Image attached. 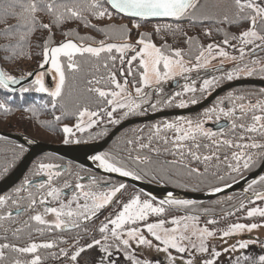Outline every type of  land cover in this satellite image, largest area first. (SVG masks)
I'll use <instances>...</instances> for the list:
<instances>
[{
  "label": "trees",
  "instance_id": "16d2710c",
  "mask_svg": "<svg viewBox=\"0 0 264 264\" xmlns=\"http://www.w3.org/2000/svg\"><path fill=\"white\" fill-rule=\"evenodd\" d=\"M8 0H0V67L2 71H5L9 75L14 77H25L29 73L36 72L41 69V64L44 62L43 58V47L46 40L50 41L49 46H58L62 42L72 40L77 44L99 46L98 42L103 40L105 43H129L134 47L136 40L139 38L141 33L148 34L151 42L157 47H161L166 54H171L172 49H180L185 55L189 43H185L187 37H191L192 40L197 42L195 46V52L191 53L190 57L195 58L199 55V52L206 48L207 45L225 46L222 41L225 38L231 40L232 36H237L236 28H241L243 24H225L217 23L216 20H206L203 23L191 22L188 19L181 21L172 20H155V21H140L139 28H133V20L125 18L119 14L114 15L112 18L94 19L89 16V21L96 26V29L101 28H118L123 25L126 26L130 31L126 33L127 39L122 38L118 33L110 32L108 36L104 33L94 30L93 28L86 27L79 20H70L62 23L60 26L52 25L50 30L44 29L39 25L30 33L26 28L19 30L13 29L9 34H4L3 30L7 25H16L20 23L17 18L6 17L5 10ZM19 13L20 9L17 7L14 10ZM37 17L41 23H51V17L46 13H37ZM163 26L164 24H172L173 29L179 26V31L168 32L161 30L159 34L155 32L156 25ZM245 24V23H244ZM210 31V35L205 34V30ZM27 33V34H26ZM66 33H71L65 35ZM233 33V35H232ZM232 35V36H231ZM23 36V39L21 38ZM229 36H231L229 38ZM80 37H87L88 39L81 40ZM235 43L237 40H232ZM167 45V47H165ZM138 50V49H137ZM135 53L132 50H128L125 55L127 58H131ZM112 56L117 57L115 64L111 60H108V54L102 53L99 58L92 57L90 54H84L81 56L77 54L73 59L79 64L78 71H70L67 69L68 59L61 56L60 61L65 72L66 82L62 89L61 97L57 98L56 108L52 107V98L47 92L39 93L35 91V85L31 82L24 86L29 88L28 92H21L20 89L15 92H9L0 86V103L6 105L9 111L5 112L0 109V131L10 134H18L30 139L48 143V144H63L65 134L62 129L65 126L72 128L78 123L80 119L78 116L79 111L84 108H88L91 111H98L100 107H105L108 111L111 110L112 106H107L106 103H100V98L94 92H88L89 87H100L103 90H116L107 77L109 72H115L117 80L123 84L124 77L120 74V69L123 67L125 74L129 66L127 63L121 65L119 60V53L113 50ZM183 55V56H184ZM107 61L108 68L103 65ZM139 59L133 61L132 70L134 75L128 76L129 81L127 85V92L131 93L133 97L136 96L133 82H136V86H141L138 82L140 79L139 73L143 69L138 68ZM45 66V64H44ZM43 66V67H44ZM225 71L223 67L218 70H211V72ZM206 70H202L197 73L198 76H204ZM99 85L87 83L88 80L93 78L100 79ZM43 79V77H42ZM35 80V79H34ZM33 80V81H34ZM44 86L52 91L55 86L51 87L43 80ZM183 83V81H182ZM182 83L178 87H182ZM200 83L197 82L196 85ZM177 87V86H176ZM178 90H175V86H163L161 84L156 87L144 88L143 92L146 95L143 100L138 101L141 103V108L137 110L136 114H129L125 116L127 109H117L111 120L118 121L117 123L110 122V118L105 113H99L98 117H93L98 122L90 127L89 129L79 132L72 131L71 139L78 140L79 142L85 141H101L103 140L111 130H113L118 124L136 116L148 115L159 111L176 110L185 108L191 105L192 100L190 98L191 92H185L181 90L180 95L177 96ZM197 99L200 100L203 97V93L197 94ZM146 101V102H144ZM183 101L185 107H179L180 102ZM155 105V107H153ZM34 109L35 111H33ZM59 116L60 119L56 120L55 117ZM188 118V116L180 117ZM178 119V117H167L159 118L152 122L134 124L126 127L109 143V145L103 151V154H107L109 157L120 161L126 168L134 171L140 180L145 182L170 187L173 189L188 191L194 193L205 192L212 190L222 185L231 183L244 175H228L226 173L211 172L214 167L224 169V164H214V167L207 169L213 163V160H204L203 149L196 150L195 153L201 158L199 161L194 160L195 169L197 172H192L193 159L188 154V145L191 140L182 141L183 148L177 149L173 145V139L171 138V129H165L164 123L166 121ZM175 121V120H174ZM155 126V127H154ZM156 127L160 128V131L156 132ZM164 138H167V143L164 142ZM131 141L132 143H129ZM70 144V143H68ZM146 144L148 147L141 148L140 145ZM247 144V143H245ZM257 144L264 145V142H257ZM251 148L243 149L244 153L249 152ZM26 148L23 145L15 142L0 138V180L8 175L18 164L26 152ZM183 153V156L181 155ZM175 153V154H174ZM139 156L141 159L137 161L135 157ZM254 161L252 170L258 168L264 158V147L258 148V152L253 155ZM58 164L62 161L52 155H42L33 160L30 164L29 169L26 171L23 178L8 192L1 196L8 197L6 204L0 207V215H7L8 212L12 213V219L0 221V243H13L19 246H26L27 243L36 242L43 243L47 241H55L56 247L53 249H39L38 254L41 256V264H69L68 260L55 259L51 253L58 252L60 247H64L66 243V250L71 254L75 248L73 247L76 241H79L77 247L82 246L92 240L101 239L104 237L98 231L100 225L108 218L115 216L121 205L117 202L114 205L102 210L98 215L90 221H84L78 228H73L69 231H47L38 232L35 229L41 228L35 221H29L30 227H25L24 231L19 234V237H14L12 230L17 226H23V222L28 220L31 215L43 212V206H37L35 211L24 213L20 216L16 215V208L20 207L23 209L28 204V193L31 192L37 198L42 195L37 190L35 185L41 182H47L46 175L39 174L37 166L39 163ZM80 168V167H79ZM56 172L59 175L53 178L51 185L53 187L61 188V185L68 180H73L72 183L76 182L78 176L81 175L80 171H73L70 168L65 170L56 168ZM70 174L73 178L69 177ZM264 175V173L262 174ZM39 176V177H38ZM38 177V178H37ZM37 178L38 182L34 181ZM107 179L113 183H123L112 178L99 175L98 179ZM237 178V179H236ZM32 182V185L28 187V190L17 195L15 189L21 187L25 180ZM81 180V179H80ZM80 181V182H87ZM91 181H93L91 179ZM125 184V183H124ZM125 188L121 192V197H126V201L133 196L140 194L141 197L153 201L159 206L158 201L147 197L141 192L134 190L131 186L125 184ZM65 188H62L63 190ZM264 190V184L257 183L252 189L248 190L249 194L254 192H260ZM126 194L123 196V194ZM69 196V195H68ZM68 196H63L67 198ZM12 199L19 201L18 205L11 203ZM49 199V198H48ZM254 198H247L245 194H228L210 200L208 202H193L188 206H176V205H164L165 212L156 216V220L164 219L168 220L175 214H184L190 216H198L199 221L205 224L210 230L215 233H222L223 230L227 229L230 224L243 223V224H264V218L258 215L252 218H248L246 213L251 207L264 208V201H256L254 204L250 203V200ZM241 203L244 204V208L241 209ZM113 204V203H112ZM48 206H51L49 203ZM108 209V210H107ZM107 210V211H106ZM202 211V212H201ZM208 220H214L215 223L208 224ZM170 225V224H168ZM7 229V232H5ZM5 235L7 240L4 239ZM9 257L8 260L4 261L3 264H10L12 258L17 257L16 253H6ZM21 260L31 259V254L19 256Z\"/></svg>",
  "mask_w": 264,
  "mask_h": 264
},
{
  "label": "snow or ice",
  "instance_id": "6c2138e0",
  "mask_svg": "<svg viewBox=\"0 0 264 264\" xmlns=\"http://www.w3.org/2000/svg\"><path fill=\"white\" fill-rule=\"evenodd\" d=\"M19 8V13L14 10ZM208 5L204 0H8L5 10L6 17L17 18L20 23L16 25H7L3 30L4 34H9L13 29L19 30L21 28H26L30 33L33 31L37 25L44 29L50 30L51 26L54 24L60 26L62 23L70 20H79L84 26L93 28L99 32L108 36L110 32L118 33L122 38L127 39L126 33L130 30L126 26H119L118 28H101L96 29V26L89 21V16L94 19L100 20L104 18H112L116 14H122L124 17L132 19L133 28L140 27V21H149L152 18H162L170 19L172 21H181L188 19L191 22H200L203 23L206 20L214 19V15L208 12ZM231 17L229 14L225 13L222 18L216 20L217 23L225 24H244L247 23V29L241 31L239 36H232L231 40H238L241 47L237 49L239 51V58L236 56H229V53L224 50L219 44L207 45L206 48L202 49L199 52V55L195 57V64L189 62L188 67L185 66L183 59V52L180 49H172L171 54H166L161 47H157L154 43L151 42L150 36L145 33H141L139 38L135 42V47L127 42L116 44V43H105L101 40L98 42L99 46H91L84 44H77L72 40H67L66 42L60 43L58 46L50 47V41L46 40L43 47V58L44 62L41 64V67L44 64L51 62L52 69L55 70L56 75L58 76V81L55 84V89L49 91L44 86L43 82V73L37 75V78L32 82L36 87L35 91L39 93L47 92L48 95L52 98V107L56 108L57 98L61 97L62 89L66 82V76L64 69L62 67L60 57H66L68 59L67 69L70 71H78L79 64L73 59L77 54L83 56L84 54H90L92 57L99 58L102 53L108 54V60L115 64L117 57L112 56L113 50L116 53H119V60L121 65L127 63L129 66L127 73L125 74L123 67L120 69L121 76L124 77V83L121 84L117 78L115 72H109L107 80L114 85L116 90H103L100 87H89L88 92H94L100 98V103H106L107 106H112L111 110L108 111L105 107H100L98 111H91L88 108H84L79 111L78 116L81 120L85 116L89 118L87 127H92L98 121L92 119L93 117H98L99 113H105L110 118V122L117 123L118 121L111 120L113 113L119 109H127L125 116L129 114H136L137 110L141 108V103L138 101L143 100V97L146 93L143 92V86L151 85L155 82L157 85L163 80L170 79L177 74L187 73L192 70H198L207 66L210 62L209 58L216 59L217 57L224 59H231L236 61L239 59L243 61L246 54H254L257 50L264 51V0H231L230 5ZM37 13H46L50 16L51 23H41L37 17ZM199 13V16L197 15ZM172 32L179 31V26L173 29L172 24L156 25L155 32L159 34L161 30ZM27 34V33H26ZM71 33H66L69 35ZM206 35H210L209 30H205ZM185 43H191L192 38L187 37ZM23 39V36L21 37ZM79 39L84 40L88 39L87 37H80ZM222 44L228 45L236 49L235 44H231L228 38H225L222 41ZM251 46V47H249ZM167 47V45H165ZM138 49V50H137ZM128 50H132L135 54L131 58H127L125 53ZM207 53V55H206ZM139 59V69H143L139 73L140 79L139 84L141 86H136V82H133V87L135 89L136 96L133 97L131 93L127 94V85L129 83L127 77L133 76L132 64L133 61ZM162 65V69L161 66ZM105 68H108V63L105 61ZM179 68V73L175 69ZM218 70V69H217ZM264 70V69H262ZM240 71H245L247 75L253 74V69L245 68L241 69L239 66L236 67L235 72L239 73ZM29 76L33 73H29ZM187 78V77H185ZM234 78V73L232 71L228 72L227 79L232 80ZM100 79L93 78L88 80L89 85L101 83ZM20 81L14 76L9 75L5 71H0V86H3L4 89L8 91H14L10 89L9 85L18 84ZM216 83L215 78L204 79L201 85L200 90L205 91L212 85ZM30 89L22 87L21 92H28ZM185 92H195V87H184ZM177 96L180 93H176ZM146 102V101H144ZM196 101L193 100L192 103ZM179 107H185L183 101L178 105ZM155 107V105H153ZM241 111L244 109V105L240 106ZM260 108L261 112H264V107H261L259 104L250 105V110ZM0 109H3L5 112L9 111L5 104L0 103ZM35 111L34 109H32ZM212 111H215L213 109ZM220 112L224 116H231L232 110L224 111L220 109ZM219 118V117H217ZM56 120H59L60 117H55ZM253 124L245 129L248 132H256V125L259 124L261 129H264V115H253L252 116ZM187 129H182L176 124L166 123L164 125L165 129H175L176 135L173 139V145L178 150L183 148L184 145L180 142L196 140L197 134L211 137L214 134L210 131H205L200 122L193 124V121H186ZM79 131H83L84 127L81 123H77L75 126ZM155 127V126H154ZM235 127V125H233ZM243 128L244 126L241 125ZM65 134L64 143H79L78 140H72V128L65 126L62 129ZM160 131L159 127H156V132ZM182 133V134H181ZM244 139V137H241ZM164 142L167 143V138H164ZM129 143H132L129 141ZM225 143H229L225 141ZM196 148H199L200 145L195 143L193 145ZM231 146V145H230ZM141 148L148 147L146 144L140 145ZM237 148L245 149L252 148L258 149L264 147L257 143L251 144H237ZM175 154V153H174ZM188 154L192 156L194 160L199 161L201 158L191 149H188ZM183 156V153L181 152ZM243 158V168L246 170H251L253 165L251 155H246L241 152L240 155L233 153V159L237 161V166L232 168L233 171H239L240 165L239 161ZM137 161L141 158L139 156L135 157ZM204 160L211 159L209 156H205ZM92 160L98 162V167L102 168L108 173H117L122 177H132L133 179H140L134 171L126 168L120 161L115 160L109 157L107 154H99L92 157ZM59 166L52 164L41 163L38 166L39 175L44 170L48 171L47 182H41L35 187L42 195L37 198L31 192L28 193V204L26 207L21 209L20 207L16 208V215L20 216L24 213L35 211L36 207L43 206V213H36L31 215L28 220L23 222V226H17L12 230L14 237H19V234L24 231L25 227H30L29 221H35L37 224L44 226L41 228H36L38 232H44L45 230L51 232L55 230L63 231L67 228H78L80 227V222L90 221L95 218L98 213L107 207H110L112 203H119L121 207L118 212L115 214L114 218H108L106 222L102 223L98 231L102 236L106 233H111L112 239L117 242L118 247H123L126 252V258L131 261V264H149L148 260H138L132 255H127V250L131 242H135L138 245L147 246L149 248L155 247L157 251L169 253L168 260L169 264H176V258L170 252V250H175L176 253L184 254L189 253L192 249H195L196 252L201 254L208 253L210 258L194 261L193 259H187L185 264H217L216 257L220 256V252L215 249L209 250V247L206 244V241L210 237L215 236V232L210 230L208 227H197L195 221L199 220L198 216H185V217H172L170 220L158 219L156 222H148L150 215H159L165 212L164 205H176V206H188L193 204V201L190 200H179L174 199L172 194H168V198L161 200L159 206H154V203L148 199L141 200V195L137 194L132 198L128 199L127 202L117 201V197L121 194L122 190L126 187L124 183L118 185H113L109 188L108 191H96L93 187H89L87 190L85 186L77 182L74 186L72 196L65 203L61 200L62 190L58 187H53L51 181L53 180L52 169L58 168ZM231 168L232 166L229 165ZM192 172H197L198 170L193 168ZM55 175H59V172H56ZM257 183L264 184V175L258 177V179L252 180L248 184V188L252 189ZM93 185H96V181H92ZM32 185V182L25 180L21 187L15 189V193L19 195L22 192L28 190V187ZM230 186V185H226ZM73 186L65 182L64 188L71 189ZM213 192L222 191L221 188L212 189ZM254 199L250 200V203H255L256 201H264V193L254 192ZM59 201V206H48L49 200ZM10 199L5 196H0V207L4 206L7 200ZM83 201L81 203L80 201ZM11 203L13 205H18L19 201L12 199ZM73 205H75L73 207ZM240 208H244V204L241 203ZM47 214L54 216V220H46L44 217ZM264 218V208L261 207H251L248 209L246 216L252 218L255 216ZM12 219V213L8 212L7 215H0V221ZM139 222H143V228L146 229L147 233L150 234L157 244H153V241L148 239L141 231ZM193 222V223H189ZM208 224L215 223L214 220H208ZM166 224H171L173 227H166ZM111 225V228L109 227ZM258 227H264V225H258L256 223L243 224V223H233L230 224L227 229L222 231V238L232 237L237 233L244 231L252 232ZM191 228V233L189 234V229ZM7 232V229H5ZM193 237L199 240V243L196 244L193 242ZM7 240V236L4 237ZM104 239L107 240V237L104 236ZM185 241L188 243L185 244ZM250 243L254 241H245L240 240L230 246L232 252H236L237 249L243 250L248 248ZM79 241H76L73 245L75 250L70 254L65 247H60L58 252H53L51 255L57 259L68 260L69 264H79V258L83 253H86L88 249H94L95 246L101 245L100 240H94L92 243L86 244L84 246L77 247ZM190 245V247H189ZM55 241H47L43 243L30 242L26 246H19L13 243H0V264H3L4 261L8 260L9 257L6 253H16L17 257L11 259L10 264H41V256L38 254V250L43 249H53L55 248ZM112 247L110 244H105L100 248V251L107 254V259H111V252L109 249ZM227 250V249H226ZM26 254H31V259L21 260L19 256H24ZM103 264V261L101 262ZM234 264H264V255H259L258 257H249V256H238Z\"/></svg>",
  "mask_w": 264,
  "mask_h": 264
},
{
  "label": "rangeland",
  "instance_id": "374dc122",
  "mask_svg": "<svg viewBox=\"0 0 264 264\" xmlns=\"http://www.w3.org/2000/svg\"><path fill=\"white\" fill-rule=\"evenodd\" d=\"M204 2L209 6L208 12L210 14L214 15V19L222 18V16L225 13L229 14V16L231 17V11H230L231 0H204ZM197 15L199 16V13ZM247 27H248V24L245 23L241 26V28H239V27L236 28L235 31L238 32L237 36H239L241 31L247 29ZM232 35H233V33H232ZM231 36H229V38ZM230 43L235 44L236 49H234L233 47H230L228 45L221 46V47L224 48V50L229 53V56H236L237 58H239V51L237 50V49H239V47H241V45L239 44V41L237 40L235 43H233V41L230 40ZM196 44H197V42L195 40H192V42L189 44V48H188L186 54L183 56L186 67L190 66L189 62H191V64H195V62H196L195 58L190 57L191 53L195 52ZM249 47H251V46H249ZM262 53L263 54H260L259 56H256L257 55L256 53L251 54V55L246 54L242 62L239 59H237L236 61H233L231 59H224V58H220V57H217L216 59L209 58L210 62L207 64L206 67L198 69V70L194 69L192 71H189V72L183 73V74H177L170 79L161 81L160 84L163 86L169 87L173 84V82H175L177 80H181L180 83H182V81H183V83L181 84L183 88L186 85L189 87H195V86L201 87L202 83H200L199 85H194L192 82H189L188 76H190L191 73H193V72H200L202 70H206V71L217 70V69H221V67H223L224 70L227 72L232 71L234 73V77H241V75H242L245 78V77L249 76V75H247V73L245 71H240L239 73H236L235 69L237 66H239L241 69L245 68V66H246L249 69H253L252 76L254 75V76L261 77L262 75H264V70H262V69H264V51ZM206 55H207V53H206ZM48 64H49L50 68L52 69L50 61L48 62ZM160 67L162 69V65ZM52 70L55 72L54 69H52ZM175 70L177 73H179V68H177ZM185 77H187V78H185ZM36 78H37V75L35 76V79ZM57 78H58V76H57ZM237 79H241V78H236L234 80H237ZM234 80H232V81H234ZM195 81H197V80H195ZM177 85H178V83H177ZM156 86H157V84L155 82H153L151 85L143 86V89L146 87L151 88V87H156ZM258 96H259L258 98L262 104L261 107H264V91H258ZM88 120H89V118L87 116H85L83 118V120H81V119L78 120V123H81L82 126L84 127L83 131L89 129V127H87ZM174 120L166 121L164 124L173 123V124L177 125L176 122H178L179 127H181L182 129H187L188 126H187L186 121H188V120L186 118H178V119H174ZM75 131H79V130L76 127H74L73 132H75ZM83 131H79V132H83ZM171 133H172L171 138L174 139V137L176 135L174 128L171 129ZM74 140H76V139H74ZM237 155H240V153H238ZM233 160H235V159H233ZM54 163L55 162H53V163L48 162V164H52V165L57 166V164H54ZM39 165H40V163H39ZM38 166H37V169H38ZM48 171L49 170H44L40 174H42L43 176L46 175V178H47L48 177ZM51 171L53 174V178H56L57 177V175H55L56 168H53ZM37 178L34 181H37ZM77 182L83 184L85 186L86 190L89 187H93L96 191H108L111 186L118 185V183L109 182L107 179H102V178L99 179L98 181H96V185H93L92 181L80 182V180H77V179H76V182L73 183V185H75ZM64 184L61 185L60 189L64 188ZM65 189L67 190L68 188H65ZM124 195H126V194L124 193L123 196ZM71 196H72V194L69 195L67 198H63L61 195V200H63L66 203L67 200L71 198ZM121 198H123V197H121ZM144 199L145 198L141 197V200H144ZM48 200L51 203V206H54V207L59 206V201H52L51 198H49ZM80 202L83 203L82 200ZM74 206L75 205H73V207ZM154 206H158V205L156 203H154ZM159 215H150L148 222H156L157 221L156 216H159ZM185 216H190V215L175 214L173 217H185ZM44 218L46 220H54L55 219L54 216H52L51 214L45 215ZM111 218H114V216ZM170 219L171 218H169L168 220H170ZM83 222L84 221L82 220L80 222V225H82ZM189 223H193V222H189ZM194 223H196L197 227H199V228L206 227L205 224L201 223L199 220L195 221ZM259 225H264V224H259ZM139 226L141 227L142 233L148 239L152 240L154 245L158 243L154 240V238H152L150 236V234L147 233L146 229L143 228V222H139ZM165 226L166 227H173V225H171V224L170 225L166 224ZM109 227L111 228V225H109ZM190 233H191V228L189 229V234ZM104 236L107 237V240H105L104 237L101 239H96V240L101 241V245H97L94 247V249H88L86 253H83L81 255V257L79 258V264H101L102 261H103V264H131V261L126 258L125 250L123 249L122 246L118 247L117 242H115L112 239L111 233L110 232L106 233ZM94 240H92L86 244L92 243ZM240 240H245V241L250 240V241H254V243H250L248 248H246V249H243V250L237 249L236 252H232L230 250V246L232 244L236 243L237 241H240ZM193 242L198 244L199 240L197 238L193 237ZM106 243L112 245V247L109 249V251L111 252V259L110 260L107 259L106 253H103L100 251V248L102 246H104ZM187 243L188 242L185 241V244H187ZM86 244H84V245H86ZM206 244L209 247L210 251L215 249L216 251L220 252V256L216 257L217 264H234V261L238 256H249V257L255 258V257H258L259 255H264V227H258L256 229H254L252 232L244 231L241 233H237L232 237H226V238H222V233H219V234L215 233L214 237L208 238V240L206 241ZM69 245H70L69 243H66L64 245V247L67 248V246H69ZM84 245H82V246H84ZM189 247H190V245H189ZM170 252L173 256H175L176 264H185V261L187 259H193L194 261L200 260L202 262L203 259L210 258L208 253L201 254L199 252H196L195 249H192L189 253H184V254L176 253L175 250H170ZM127 255H132L136 259L141 260V261L148 260L149 264H169V260H168L169 253L157 251L155 247L149 248L147 246L138 245L134 241L130 243V246L127 250Z\"/></svg>",
  "mask_w": 264,
  "mask_h": 264
},
{
  "label": "water",
  "instance_id": "95a60500",
  "mask_svg": "<svg viewBox=\"0 0 264 264\" xmlns=\"http://www.w3.org/2000/svg\"><path fill=\"white\" fill-rule=\"evenodd\" d=\"M119 15L123 16L122 14ZM155 20H170V19L152 18L149 21H155ZM0 71H2L1 67H0ZM32 73L33 75L31 76L28 75L21 78L15 77L20 81V83L9 85L10 89H14V91H9V92H15L20 88L30 84L34 80V77L36 76L37 73L44 74L45 79L49 84L50 88L55 86L57 82V77L55 73L48 67V65H45L38 71ZM240 86H256V87L264 88V80L261 79L234 80L221 86L220 88L215 90L212 94H210L208 97H206L203 101H201L199 104L194 105L192 107L184 108V109L168 110V111H159L143 117H137V118L125 120L120 124H118L113 130H111L110 133L103 140L94 143L76 144V145L48 144L30 139L22 135L9 134L0 131V138L23 145L27 149V151L19 160L15 168L2 180H0V196L6 193L7 191H9L22 179V177L24 176L28 167L30 166L31 162L34 159L42 155H52L56 158L66 160L71 163L82 166L86 169H89L90 171L96 174H100L112 178L114 180L123 182L131 186L134 190H137L142 194L146 195L147 197L152 198L153 200L158 202L167 199L169 193L172 194V197L174 199L190 200L193 202H208L223 195L236 194V193L245 194L247 198H254L253 194H249L248 191H245V189L248 188V184L252 180L258 179V177L263 174L264 158L260 166L255 171L244 175L243 177H241L240 179L234 182L226 184L230 186H226V185L219 186L218 188H221L222 191L213 192L212 190H208L200 193L181 191L166 186L151 184L140 179H133L132 177H122L117 173H108L104 171L102 168L98 167V162L92 160L93 156L99 155L109 145V143L117 136V134L126 127L131 126L133 124L148 123L159 118L181 117L195 113L205 108L215 98V96L219 95L222 92H225L230 88L240 87ZM63 168L64 167L58 169H63ZM38 181L39 180H37L36 182ZM260 192L264 193V190ZM71 229L72 228H67L63 231H68Z\"/></svg>",
  "mask_w": 264,
  "mask_h": 264
},
{
  "label": "flooded vegetation",
  "instance_id": "af4514ba",
  "mask_svg": "<svg viewBox=\"0 0 264 264\" xmlns=\"http://www.w3.org/2000/svg\"><path fill=\"white\" fill-rule=\"evenodd\" d=\"M262 52L263 51L261 50L256 51L255 52L257 54L256 56L263 54ZM204 73H206L204 74V76H198L197 73L193 72L191 73L190 76H188L189 78L188 81L196 85L197 82L202 83L204 79L215 78L216 83L205 91H201L200 86L199 87L195 86L196 91L191 92L190 98L192 101L195 100L196 102L191 103V105L188 107H192L194 105L199 104L206 97L212 94L215 90L231 82L232 80L236 78H241V79L244 78L241 75V77H234L232 80H228L227 71H217V72L212 71L211 72L209 70ZM245 78H257V79L264 80V75H262L261 77L249 75ZM180 82L181 80L175 81V90H178L177 93L180 92L181 90H184L183 87H178ZM258 91H264V88L256 87V86H240V87L230 88L226 90L225 92H222L219 95L215 96V98L202 110L188 115V118H187L188 121L189 120L193 121V124H195L196 122H200L205 131H210L214 134L211 137H205V136L197 134L196 140L195 141L191 140L188 145L189 149H191L192 152H195L196 150H199V149H203L204 151H206L204 153V157L205 156L211 157V160H213V163L207 169L213 168L215 163L216 164L221 163L225 165L224 169L214 167L213 169H211V172L226 173L228 175H246L254 171L252 170V168L251 170H246L243 168V162H244L243 158L239 161V165H240L239 171H233L232 168H235L237 166V161L233 160V153L241 154V152H243V149L236 147L237 144H245V143L251 144L253 142L254 143L264 142V129H261L258 124L256 125L257 127L256 132H248L245 130L253 124V120H252L253 115H264V112H261L260 108L250 110V105L259 104L260 106H262L258 98L259 97ZM199 93H203V97L202 99L197 101V99L199 98V96L197 97V94ZM241 105H244L243 111H241V108H240ZM213 109H215V111H212ZM220 109H223L224 111H228L229 109H231L233 114L231 116H224L220 112ZM141 116H144V115H141ZM141 116L138 115L136 117H141ZM176 123L177 125H179L178 122ZM233 125H235V127H233ZM241 125H243L244 127L242 128ZM241 137H244V139H241ZM225 141L229 143H225ZM94 142H97V141H85V142L70 143V144L63 143V145L88 144V143H94ZM195 143H198L200 147L199 148L194 147L193 145ZM257 152H258V149L251 148L249 152L245 154L251 155L252 161H254L253 155L256 154ZM100 154H103V151ZM58 159L62 161L61 163L57 164V166H59L58 168L64 167L63 170L70 168L71 170L73 169V171L82 172L81 175L77 177V180L85 179V178L88 179L87 182L91 181V179L95 181L99 180L98 179L99 174H96L90 171L89 169H86L82 166L71 163L69 161H66L60 158ZM192 163H194V159ZM229 165H231L232 167L230 168ZM192 167L193 168L195 167V163L192 165ZM69 177L73 178V175L70 174ZM72 181L73 180H68L67 183H69L73 187L71 189L68 188L67 190L63 189L62 190L63 196H68L72 194L74 186H75L73 185ZM116 199L117 201H124V202L126 201V197L121 198L120 194L118 195ZM111 205H114V203Z\"/></svg>",
  "mask_w": 264,
  "mask_h": 264
}]
</instances>
